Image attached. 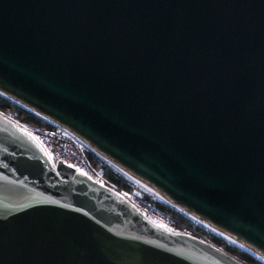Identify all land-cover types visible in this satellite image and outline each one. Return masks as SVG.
<instances>
[{
  "label": "water",
  "instance_id": "obj_1",
  "mask_svg": "<svg viewBox=\"0 0 264 264\" xmlns=\"http://www.w3.org/2000/svg\"><path fill=\"white\" fill-rule=\"evenodd\" d=\"M0 92L264 257V0H0ZM0 264L244 263L0 113Z\"/></svg>",
  "mask_w": 264,
  "mask_h": 264
},
{
  "label": "built area",
  "instance_id": "obj_2",
  "mask_svg": "<svg viewBox=\"0 0 264 264\" xmlns=\"http://www.w3.org/2000/svg\"><path fill=\"white\" fill-rule=\"evenodd\" d=\"M3 116L19 126L36 142L53 169L57 168L58 162L60 161L63 165L73 169L75 174L85 176L98 185L114 190L120 197L140 211L149 221L164 230L175 233L171 228L170 217L165 216L149 202L133 196L130 192L115 190L104 177V167L109 165L91 153L69 131L49 123L50 129H39L29 126L13 115ZM90 155L102 162V164H99L100 167L95 168L92 165Z\"/></svg>",
  "mask_w": 264,
  "mask_h": 264
},
{
  "label": "trees",
  "instance_id": "obj_3",
  "mask_svg": "<svg viewBox=\"0 0 264 264\" xmlns=\"http://www.w3.org/2000/svg\"><path fill=\"white\" fill-rule=\"evenodd\" d=\"M0 113L3 115H13L18 120L28 124L31 127L39 128V129H50V125L41 120L40 118L36 117L35 115L21 109L20 107L10 103L6 99L0 97ZM92 162V165L97 168L100 167L99 164L102 162L96 160L91 155L89 156ZM94 160H96L94 162ZM104 177L109 182L110 185L113 186L115 190L118 191H126L131 192L134 194V186L130 181L127 180L123 175L117 172L115 169L105 166L104 167ZM136 195V194H135ZM138 197H142L136 195ZM142 200L149 202L154 208L161 211L165 216L170 217L171 219V228L175 233L181 234H189L198 239H205L204 241H210L208 243H212L213 245H217L218 247H222L223 251L228 253L229 255L235 257L239 261L244 264H260L255 259L251 258L250 256L246 255L242 251L238 250L237 248L233 247L232 245H228L221 240V238H217L210 234V232L204 231L201 226L196 225L190 219L186 218L185 216L181 215L178 212L171 210L168 206L163 205L162 203L156 201L149 195H144Z\"/></svg>",
  "mask_w": 264,
  "mask_h": 264
},
{
  "label": "bare ground",
  "instance_id": "obj_4",
  "mask_svg": "<svg viewBox=\"0 0 264 264\" xmlns=\"http://www.w3.org/2000/svg\"><path fill=\"white\" fill-rule=\"evenodd\" d=\"M0 97L6 99L7 101H9L10 103H12L14 105L20 106L23 109H25L27 111H30L32 114H34L36 117L40 118L41 120H43V121H45V122H47L49 124L56 125L55 123L51 122L50 120H48V119H46V118H44L42 116H39L38 114H36L35 112H33L28 107L22 105L20 102L12 99L11 97L5 95L2 92H0ZM70 133L72 134V136H74V138L77 141H79L80 143H82L91 153H93L99 159H101L102 161H104L107 165H109L110 167H112L113 169H115L117 172H119L121 175H123L125 178H127L129 181H131L137 187L143 189L144 191H146L147 193H149L150 195H152L154 198H156L157 200H159L161 203H163L166 206L170 207L172 210H174V211H176V212H178V213H180V214L188 217V219H190L191 221H193L197 225H199L202 228L206 229L207 231L211 232L215 236L221 238L222 240H224L228 244L232 245L233 247L237 248L238 250L242 251L243 253H245L246 255L250 256L251 258L255 259L260 264H264V257H262L259 254L253 252L252 250L248 249L247 247L243 246L242 244L236 242L232 238L228 237L227 235H225L224 233L218 231L217 229H215L214 227L208 225L207 223H204L203 221H200L199 219L191 216L190 214H187L183 209H181V207H179L174 202H172V201L166 199L165 197H163L161 194H159L157 191H155L152 187L146 185L145 183L137 180L136 178H134L133 176H131L130 174H128L127 172H125L118 164L114 163L113 161H111L110 159H108L107 157H105L104 155H102L98 150H96L89 143H87L83 139L79 138L74 133H72V132H70Z\"/></svg>",
  "mask_w": 264,
  "mask_h": 264
},
{
  "label": "rangeland",
  "instance_id": "obj_5",
  "mask_svg": "<svg viewBox=\"0 0 264 264\" xmlns=\"http://www.w3.org/2000/svg\"><path fill=\"white\" fill-rule=\"evenodd\" d=\"M128 180V179H127ZM129 181V180H128ZM130 183H132L131 181H130ZM133 184V183H132ZM133 188H134V194L133 193H131L133 196H135V197H138V196H136V195H139V196H144V195H149L150 197H152L153 199H155L156 201H158V202H160L159 200H157L156 198H154L152 195H150L149 193H147L146 191H144L143 189H141V188H139V187H137L135 184H133ZM136 194V195H135ZM141 197V198H142ZM139 199H140V197H138ZM161 203V202H160ZM163 204V203H162ZM163 205H165V204H163ZM171 209V208H170ZM172 210V209H171ZM174 211V210H173ZM176 212V211H175ZM194 223V222H193ZM196 224V223H195ZM197 225V224H196ZM202 228V227H201ZM204 229V228H203ZM204 231H206V232H208L209 233V231H207L206 229H204ZM210 234H212L211 232H210ZM213 236H215L214 234H212ZM215 237H217V236H215ZM217 238H219V237H217ZM202 240H205L204 238L202 239ZM222 240V239H221ZM223 241V240H222ZM207 242H210V241H207ZM223 242H225V241H223ZM226 244H228L227 242H225ZM212 244V243H211ZM229 245V244H228ZM215 246H217V245H215ZM218 247V246H217ZM218 248H220L221 250H223V248L222 247H218Z\"/></svg>",
  "mask_w": 264,
  "mask_h": 264
}]
</instances>
